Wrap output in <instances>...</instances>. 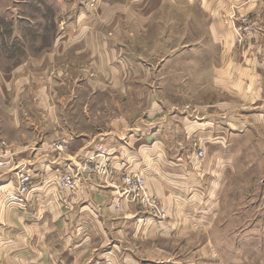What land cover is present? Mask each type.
<instances>
[{
  "label": "rangeland",
  "instance_id": "obj_1",
  "mask_svg": "<svg viewBox=\"0 0 264 264\" xmlns=\"http://www.w3.org/2000/svg\"><path fill=\"white\" fill-rule=\"evenodd\" d=\"M100 2L111 3L117 10L111 17L114 21L109 31L121 40V53L128 60L125 63L127 77L124 79L122 74L126 82L124 89H130L128 96L110 98L111 92L104 89L119 87L98 75L92 61L94 57L84 54V51H90L87 49L92 47L93 40L92 36L82 35L87 30L81 25H89L90 33L97 31L104 12ZM127 8L134 13H125ZM143 9L148 11L149 23L145 29H138L144 16L140 12ZM136 12L140 13L137 15L140 20L135 19ZM237 16L235 0H177L172 4L168 0H0V134L14 137L11 140L17 144L27 139L34 145L39 139L45 140L41 139L44 134L50 136V132L63 123L75 132L96 133L106 129L113 110L117 115L126 113L127 119L133 121L137 113L144 112L143 96L136 89H155V100L169 106L168 112H174L176 119L183 117V113L196 121L211 119L213 136L221 128L227 130L226 119L232 115L249 116L253 121H259L263 126L255 129V133L262 134L264 116L260 114L264 113V108L243 111L238 106H252L261 101L257 105L264 107V91L259 96L260 89H264V67L257 68L260 72L256 76L249 68H244V74L235 78V64L246 66L242 59L247 56L237 59L236 54L249 50L246 38L255 32L253 25L247 24L249 19L241 20L242 26L235 27ZM118 23L126 30L120 31ZM112 33H108V37H114ZM59 41L69 43L68 50L62 54L56 53L55 43ZM252 47L248 52H257ZM77 89H95L91 112L96 118L92 126L83 122L86 94H77ZM235 89H254L255 97L250 102L240 96L236 99ZM107 101L111 103L110 107L105 105ZM177 107L188 110L175 109ZM11 120L17 126H13ZM238 127L241 125L236 122L235 128ZM237 133L235 155L232 153L233 142H226L222 164L223 169L229 171L228 166L233 167L235 163L234 185L240 189L235 191L236 198L230 188H225L222 195L218 190L213 194L214 198L219 197V204L213 208L219 213V219L204 236L194 237L190 246H186V254L191 252L193 261L199 255L196 248L201 245L208 247V252L202 254V260L208 264L218 261L235 264L248 252V257L256 256L251 251H261L264 256V163L259 165L255 142L241 138L239 135L242 134ZM198 139L199 136L193 139L194 148ZM201 143L206 145L203 140ZM50 146L52 148V143ZM103 146L97 143L96 149L104 155ZM214 150L210 147L203 159L204 163L212 164L210 169L215 160L219 161ZM94 155L91 161L98 166L96 175L112 183L113 176L120 177L107 158ZM104 164L113 168L109 176L103 172ZM126 175H136L144 180L146 194L156 197L164 205L159 197L147 193L146 179L140 172H127L121 176L123 187ZM232 183H228V187H232ZM143 212L151 216L147 211ZM144 222L148 223L146 219ZM163 242L161 247L170 251V259L179 258L178 254L183 259L182 251H179L182 242ZM235 247L245 252L239 255L235 253ZM216 250L219 253L214 255Z\"/></svg>",
  "mask_w": 264,
  "mask_h": 264
},
{
  "label": "crops",
  "instance_id": "obj_2",
  "mask_svg": "<svg viewBox=\"0 0 264 264\" xmlns=\"http://www.w3.org/2000/svg\"><path fill=\"white\" fill-rule=\"evenodd\" d=\"M176 1L168 0L171 4ZM99 6L104 12L97 31L90 33L89 25H81L83 30H87L82 35L88 38L92 36L93 40L92 47L87 49L90 51H84V54L94 57L92 61L98 75L119 87L104 89L111 92L110 98L128 96L130 89H124V79L128 74L125 63L128 60L121 53V40L109 31L114 21L111 17L117 10L111 3L100 2ZM127 10L125 13L131 12ZM236 11L235 27L239 24L242 26L241 20L249 19L247 24L255 28V32L246 40L249 50L253 46L257 52L246 50L247 53L236 54L237 59L247 56L242 59L246 61V66L235 64V78L244 74V68H249L251 74L256 76L260 72L257 68L264 67V0H235ZM140 12L144 16L137 27L145 29L149 14L145 9ZM138 14L135 13V19L140 20ZM117 27L120 31L126 30L122 23H118ZM106 31L114 37H108ZM55 45L57 54L64 53L69 47L65 41ZM61 47L62 52L59 53ZM79 66L82 68V64ZM136 90L143 96L141 106L144 112L137 113L136 119L130 121L126 113L117 115L113 110L109 114L110 125L96 133L75 132L63 123L54 128L50 136L44 134L41 139L45 140L39 139L34 145L28 143L27 139L17 144L11 140L14 137L0 134V142L7 141L14 152L13 168L0 167V264H208L202 260V254L208 252V247H197L199 255L193 261L191 252L186 254V246H190L188 244L194 237L204 236L217 221L219 213L214 212L213 208L219 204V197L214 198L213 194L218 190L222 195L225 188H230L234 191L233 198H236L235 191L240 189L234 185L235 163L233 167L228 166L229 171L223 169L226 142H233L232 153L235 155L237 132L242 134L239 135L241 138L252 139L259 151L257 156L261 166L264 163V130L262 134H256L255 129L263 125L249 116L232 115L226 119L227 130L221 128L213 136L211 119L196 121L185 113L176 119L174 112H168L169 106L155 100V89ZM263 91L260 89V97ZM79 92L86 94L87 100L83 122L92 126L96 118L91 112L92 92L95 89H77V94ZM239 96L250 102L255 97V91L235 89V98ZM110 102H105V105L110 107ZM257 103L238 106L243 111L264 108ZM175 109L188 110L187 107ZM260 115L264 116V113ZM236 122L241 127L235 128ZM11 124L17 126L13 120ZM198 136L199 143H194V148L193 139ZM62 139L67 141L64 151L51 148L52 142ZM202 140L206 145H202ZM97 143L104 145V155L96 149ZM210 147H214L213 154L219 159L215 160L211 169L212 164L203 161ZM199 150L204 151L201 158L198 157ZM94 154L103 156L104 160L107 158L120 177L127 172L144 175L147 193L149 191L163 201L168 212L166 218L148 217L136 202L121 195L123 182L120 177L115 175L113 183L106 182L95 173L82 170L84 165L94 163L90 161ZM248 155L256 157L251 153ZM18 170L31 175L32 190L24 203H5L6 195L18 186ZM66 170L77 173V187L73 190L59 186V178ZM230 182H233L232 187H228ZM145 219L148 223L144 222ZM164 240L183 243L179 249L182 260L181 254H178L179 258L170 259V251L161 247ZM244 252V249L237 250L235 247V253L240 255ZM218 253L216 250L213 254ZM251 253L256 256L248 257V252L235 264H264L261 251ZM220 263L224 264L223 261L215 262Z\"/></svg>",
  "mask_w": 264,
  "mask_h": 264
},
{
  "label": "built area",
  "instance_id": "obj_3",
  "mask_svg": "<svg viewBox=\"0 0 264 264\" xmlns=\"http://www.w3.org/2000/svg\"><path fill=\"white\" fill-rule=\"evenodd\" d=\"M67 147V141L62 139L60 141L52 142V148L56 149L58 152L64 151ZM198 155L200 157L204 156V151L199 150ZM91 161V160H90ZM14 166V152L10 147V144L2 140L0 142V167L5 169H11ZM98 166L95 163L86 164L81 169L86 170L90 173H98ZM103 172L106 175H110L113 173V168L108 164L103 165ZM19 171V182L17 188L6 195L5 202L7 203H24L27 197V194L31 191L32 188V178L28 172L18 170ZM77 173L71 170H66L61 174L59 178V186L61 189H70L73 190L77 187ZM144 180L140 179L136 175H126L124 178V187L122 191V195L125 197H131V200L136 202L139 208L142 211H147L151 216L166 218L167 209L166 207L159 203V200L154 196H149L144 191L145 189Z\"/></svg>",
  "mask_w": 264,
  "mask_h": 264
}]
</instances>
